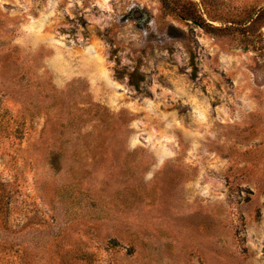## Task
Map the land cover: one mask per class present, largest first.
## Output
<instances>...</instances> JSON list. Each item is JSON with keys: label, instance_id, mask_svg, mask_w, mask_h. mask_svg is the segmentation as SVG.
Segmentation results:
<instances>
[{"label": "rangeland", "instance_id": "374dc122", "mask_svg": "<svg viewBox=\"0 0 264 264\" xmlns=\"http://www.w3.org/2000/svg\"><path fill=\"white\" fill-rule=\"evenodd\" d=\"M0 264H264V0H0Z\"/></svg>", "mask_w": 264, "mask_h": 264}, {"label": "trees", "instance_id": "16d2710c", "mask_svg": "<svg viewBox=\"0 0 264 264\" xmlns=\"http://www.w3.org/2000/svg\"><path fill=\"white\" fill-rule=\"evenodd\" d=\"M162 3H163V1H162ZM184 19L191 20V21H195V22H198L199 23L198 19L195 18L194 16H184Z\"/></svg>", "mask_w": 264, "mask_h": 264}]
</instances>
